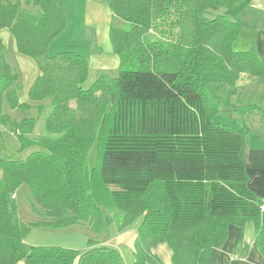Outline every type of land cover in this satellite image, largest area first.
Wrapping results in <instances>:
<instances>
[{"label":"trees","instance_id":"16d2710c","mask_svg":"<svg viewBox=\"0 0 264 264\" xmlns=\"http://www.w3.org/2000/svg\"><path fill=\"white\" fill-rule=\"evenodd\" d=\"M109 5L126 23L112 24L109 32L119 75L101 72L85 87L87 56L48 53L67 27L58 2L0 0V30L9 29L18 52L39 68L30 102H21L19 74L0 37V139L13 134L20 149H33L23 160L0 156V264H124L120 252L98 238L111 224L124 228L141 215L135 264H165L154 252L160 244L170 248L172 264H211L229 225L248 221L264 257V197L249 186L245 158L247 136L264 129V109L230 102L249 84L264 82L260 52L237 46L246 27L241 14L253 10L252 0ZM210 84L228 102L211 97ZM4 97L23 111L36 103L37 117L12 121L3 112ZM223 107L244 127L213 120ZM97 137L100 159L90 169ZM22 186L41 219L20 217ZM72 225L88 226L86 250L25 242L33 228Z\"/></svg>","mask_w":264,"mask_h":264},{"label":"crops","instance_id":"0c3cea01","mask_svg":"<svg viewBox=\"0 0 264 264\" xmlns=\"http://www.w3.org/2000/svg\"><path fill=\"white\" fill-rule=\"evenodd\" d=\"M56 1L62 7L67 16V27L61 34H59L51 41L48 48V53L50 55L59 53L56 47L58 42H60L59 37L62 36V34H66L64 32L72 33V19L74 18H72V0ZM109 1L110 0H105V4L109 7V10H111ZM99 2L101 4L98 3L97 0L82 1V4L80 6H82V11L87 16V21L81 28L83 30L82 33L84 45L80 46L78 43L77 46H74L77 47V50L75 49V51L88 57L89 68L91 63L93 66L92 70L96 71V75L101 72H105L108 74L112 71H120L121 67L120 57L117 53L114 52L112 43H110L112 49L109 43L108 45L106 43L105 49L102 45L96 44L97 42L100 44V36H104V38L108 36L109 41L111 42L109 32L115 18V15L111 10L110 14V11H106L104 13V19H100V16L103 13V0H99ZM64 5L68 6L67 9L70 12V16L68 14L66 6ZM252 7L253 10H247L241 14V20L246 24V27L244 28L240 36L239 42L241 44V47H244V49H247L250 46L254 45L260 52L264 60V0H252ZM7 30H0V37L3 39V41H5V38L10 39V41L14 39L10 30ZM90 30L92 31L91 34H89ZM98 30L100 31V33H98ZM75 39H77V37H71L68 40V45L64 48L70 46L72 47V42L77 41ZM15 49L17 52L18 50L16 48V43ZM105 52H107V55H103L105 54ZM113 52L116 56L111 54ZM18 53L19 52H17V55H13L14 61L16 63L15 67L12 65L11 57L7 55V52L6 58L12 68L16 70L19 75L21 74L22 77L24 74L23 69L26 66L25 63L28 64V70L30 71L31 75L29 88H27L29 99V89L39 74V68L37 62L33 58L29 57L35 62L24 59L25 55H21L20 53ZM21 76H19V79ZM217 98L222 99V103L228 102L226 101L227 99L225 95L219 96ZM230 102L244 105L257 104L264 109V82H254L249 84L245 89L240 90V93L238 95L230 97ZM222 112H225L223 113L224 115L228 114V116L230 117V120L228 121H230L232 125L236 126L237 128L244 127V122L240 120V117L237 113L229 111L225 107L222 108ZM245 158L246 169L250 175L249 186L256 192L258 196L264 197V129L258 132H251L247 136L245 144ZM19 211L20 217L26 222L41 219V217L33 210V213L30 214L29 219H25V216H22L20 207ZM117 213L120 214L119 212ZM143 219L144 216L141 215L124 228H119L116 222L111 224L108 227V231L102 233L99 236V245L117 249L122 256L124 264H135L134 244L137 237V230L142 224ZM89 235L90 232L87 225H72L57 230H53L47 227H36L33 228L26 236L25 242L28 245L33 246L62 245V247L66 248L86 250L88 248ZM245 248L246 250H244ZM238 250H240V252L241 250H244L242 253H237L239 256L238 258L240 259L239 263L264 264V257L255 242V225L253 221L246 222L243 227L235 224H230L228 227V238L226 242L224 243V245H222L221 248L213 249L212 255L214 257L216 254H219V256H222V258L225 256H231V258L233 259V254H236L235 251ZM154 252L162 259H164L165 264H172L171 250L166 244L158 245L156 248H154ZM16 264H24V262L20 261Z\"/></svg>","mask_w":264,"mask_h":264},{"label":"rangeland","instance_id":"374dc122","mask_svg":"<svg viewBox=\"0 0 264 264\" xmlns=\"http://www.w3.org/2000/svg\"><path fill=\"white\" fill-rule=\"evenodd\" d=\"M82 1L83 0H72V18L74 17L72 19V33L64 32L66 34H62V36L59 37L60 42H58V44L56 46L58 52L65 51V50H75L77 47H74V46H77L78 43H79L80 46L84 45L83 33H82L83 30L81 28L83 27L84 23H86L87 16L82 11V6H80L82 4ZM97 2L100 3L99 0H97ZM102 5H103V7H102L103 8V13L100 16V19H104V17H105L104 13L106 11L107 12L110 11L109 14L111 13V10H109V7L105 4V0H103V4ZM64 6H66V5H64ZM67 8H68V6H66V9ZM67 11H68V14L70 16V12H69L68 9H67ZM114 17L115 18H114V23L113 24L115 26L126 25V23L124 22L123 19H121L120 17H118L116 15ZM4 30H7V29H4ZM91 33H92V31L90 30L89 34H91ZM98 33H100L99 30H98ZM103 35H104V32H103ZM74 36L77 37V39H75L77 41L76 42H72L73 43L72 47L70 46V47L64 48V47H66L68 45V40L71 37L73 38ZM99 42H100V44L98 42L96 44L102 45L104 47V49L106 47L105 46L106 43H107V45H108V43L109 44L111 43L109 41L108 36H106V38H104V36L103 37L100 36ZM4 43L6 45L7 55L9 57H11L12 65L15 67L16 63L14 61V56L13 55H17L18 51L16 52L14 39H12L10 41V39L5 38ZM237 46H238V49L244 50V47H241V44H240L239 41L237 42ZM110 47H111V44H110ZM111 49H112V47H111ZM111 54L115 55L114 52L111 53ZM103 55H107V52H105V54H103ZM24 59H28V60L34 61L33 59H31V58H29L27 56H24ZM25 65L26 66L23 69V71H24L23 77L21 76V74L19 75V76H21L20 79H19V80H21L20 81V84H21L20 87L21 88L19 89L18 95H19V100L20 101H22V102L23 101L30 102L29 99H28L27 88H29V82H30L31 75H30V71L28 70V64L25 63ZM92 68H93V66L90 63V71H91V73H90V76L88 78L87 83L84 85L85 87L90 86L93 83V81L96 79V77H97V75H96L97 73H95L96 71L92 70ZM108 74L110 76H113V77L114 76H118L119 75V71H115V72L112 71L111 73H108ZM208 90H209L210 96L215 98V99L217 97H219V96H223L221 93H224V92L218 91L216 89V87H215V84H210L208 86ZM2 109H3L4 113H6V114H8L10 116V119L12 121H18V120H20V119H22L23 117H26V116H28V117H37V115H38V108H37V104L36 103H32V106L29 109L23 111V110H21L19 108H12L9 105V103L7 102L6 97H4ZM223 113H225V112H222V110L217 111L216 113H214L215 115H214V119L213 120L232 124L230 121H228V120H230V117L228 116V114H226L227 115L226 116ZM256 118L259 119V116L256 115ZM42 122H43V119H41L38 122V124L36 126V131L39 129V126L41 125ZM32 150L33 149H23V150L20 149L19 142H18L16 136L13 135V134H5L4 137L0 139V156H5V157L13 159V160H23V159L27 158V156L31 153ZM100 152H101V141L97 137L96 140L94 141L93 145L89 149V153H88L87 163H88V166H89L90 169H92V168H94L95 166L98 165V162H99V159H100ZM0 177H1V171H0ZM153 191H156V189H154ZM151 194H152V191L150 192L149 195H151ZM16 198H17L18 205L21 208L22 216L23 217L25 216L24 217L25 219H29L30 214L33 213L32 212L33 207H32V204H31V201H30V198H29L28 191H27L25 186H22V187H20L17 190ZM60 246H62V245H60ZM221 247H218L216 249H219ZM235 253L237 254L238 251H235ZM236 254H233V256H232L233 259L231 258V256H225V257L222 258V256L221 255L219 256V254H216L214 257L212 255L211 264H241V263H239V261H240V259L238 258L239 256H238V254L237 255ZM240 257H241V255H240ZM163 261H164V259H163Z\"/></svg>","mask_w":264,"mask_h":264}]
</instances>
